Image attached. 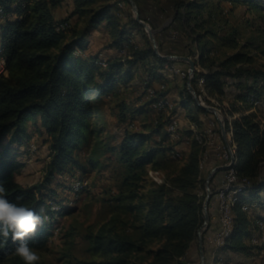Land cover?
Returning <instances> with one entry per match:
<instances>
[{
  "label": "trees",
  "instance_id": "16d2710c",
  "mask_svg": "<svg viewBox=\"0 0 264 264\" xmlns=\"http://www.w3.org/2000/svg\"><path fill=\"white\" fill-rule=\"evenodd\" d=\"M63 1L0 0V51L4 58V70L0 74V181L10 202L37 212L44 207V214L49 216L28 241L34 250L46 248L53 223L72 212L57 198V191L51 189L55 177L68 176L70 170L80 176L86 173V166L93 169L100 165L98 153L103 146L100 136L104 127L98 122L103 119L105 99L116 96L118 88L133 81L136 67L144 71L141 83L145 88L166 64L154 53L146 37L144 47H129L130 59L107 60L105 69L95 65L98 56L75 55V50L83 49L90 32L103 22L110 46L118 50L126 43L128 30L111 12L117 6L116 1L110 4L111 0H71L70 13L56 21L52 12ZM133 1L137 6L138 0ZM163 1L164 8L160 10L168 12L177 24V31L188 41L187 56L197 51L199 66L208 71L205 76L208 95L219 100L223 96L229 98L231 112L240 114L231 121V140L236 145L237 175L247 178L250 187L247 197H240L233 206V229L223 249L254 253L259 247L251 245L249 237L252 232L258 233L255 222L264 221V216L253 215V210L243 212L240 204L264 203L259 201L260 193H264V133L260 131L257 114L244 113L251 108L248 98H260L264 91V70L257 65L258 57L264 58V48L252 38L240 43L236 30L230 27L225 31L226 22L222 17L226 12L223 1L230 4V12L241 5L259 14L264 13V2ZM139 16L145 21L140 11ZM64 21L71 23L68 32L56 31V24ZM129 24L141 29L132 16ZM158 50L161 52L159 45ZM191 84L194 86V79ZM191 101L184 84L178 104L182 106ZM256 112L264 119V107L257 108ZM30 117L38 118L48 137L50 154L42 181L24 187L14 179L22 165L11 153L15 145L28 140ZM159 120L156 125L152 121L148 133H126L119 145L110 150L117 154L124 167V190L117 194L114 214L95 234L86 236L88 251L101 260L77 264H186L185 258L192 246H196L197 232L203 223L205 179L199 162L204 147L191 140L188 152L183 153V165L167 172L164 181L150 193L141 192L146 166L157 170L159 158L171 154L176 146L164 130L165 120ZM31 125L35 127L36 121ZM225 128L227 131V123ZM89 144L91 151L84 164L76 159V151ZM212 199L210 196L208 203ZM52 205L58 210L53 211ZM14 248L11 239L7 244H0V264L7 261L21 264L14 262L18 257L14 255Z\"/></svg>",
  "mask_w": 264,
  "mask_h": 264
},
{
  "label": "rangeland",
  "instance_id": "374dc122",
  "mask_svg": "<svg viewBox=\"0 0 264 264\" xmlns=\"http://www.w3.org/2000/svg\"><path fill=\"white\" fill-rule=\"evenodd\" d=\"M261 1L264 2V0ZM223 2L226 11L222 17V20L226 22V25L224 26L225 31L232 27L238 32L240 43H244L246 39L252 38L258 42L256 44H261L264 48V13L259 14L257 11L246 10L245 7L241 5L233 8L230 12V4L225 1ZM125 4L128 5L126 2ZM129 9H131L130 6ZM142 30L147 37L143 28ZM220 33L222 34V32ZM100 42L102 41L100 40ZM180 45L181 44L172 46V51L175 52L178 48H182V45ZM101 48L106 49V46L101 45ZM185 49L187 48L185 47L184 50ZM99 51L100 50L95 46L92 53L96 54ZM159 53L162 55V52L159 51ZM257 65L264 70L263 57H258ZM139 75H144V71L141 68L136 67L134 77L137 80V83H140L141 80ZM172 81L174 87L178 85L176 86L178 87L177 90H179L177 91L178 93L181 90L183 91L182 88L185 81L174 76H172ZM137 85L138 84H130L128 87L122 86L118 88L116 96L107 97L105 99V106L102 112L103 119L98 122L100 127H104V131L100 136V141H102L103 146L98 153L100 165L93 169L86 166V173L80 175L81 177L88 179L89 187L77 195H72L69 191L62 188V178L59 176L55 177L51 189L57 191V198L63 200L65 204L71 201L69 207L72 209V212L53 223L54 228L57 227L58 231L54 232L53 228L52 233L50 232L46 248L36 250L41 257L38 264H77L82 261L90 262L101 260L100 256L92 255L88 251L86 236L95 234L99 227L106 222L112 214H114L117 194L124 190V186L122 185L124 167L118 161L117 154L110 150L115 149L119 145L121 139L126 133L140 131L148 133L152 121L154 120L152 116L147 115L139 108L141 107V103L136 99V93L134 91V88ZM141 86H143L142 83ZM228 88H230L229 85L225 87L226 93L229 92ZM209 97L215 98L212 95H209ZM215 99L220 104L221 101H224L225 104H221L223 105V108L230 109V112L233 111L229 98L223 96L221 100L218 98ZM123 103L125 104V110H123ZM186 110L190 111L189 113H192L195 110V104L193 101L187 104ZM208 115L209 114H205L204 116L208 119ZM156 119H160L159 121L162 122L164 117L157 116ZM37 120V117H30L28 119L27 132H29L30 125L34 121L37 122ZM38 139L37 152L27 161L34 164L35 169H29V167L23 169L22 166L14 175L15 181L17 183L19 181V184L24 187H31L39 184L43 179L47 166L44 164V159L46 157L49 159V141L44 135H39ZM90 151V144L82 146L80 150L76 151V159L85 164V160ZM184 161L185 159H183V157L180 160H172L170 154H167L162 158H159V167H157V170H153L147 165V175L142 183L144 188L141 189V192L145 191L146 193H150L155 185L161 184L164 181L167 172L171 169H178L183 165ZM68 176L69 178H74L79 175L75 170H70ZM201 190L202 189L200 188V193ZM203 196L205 198V192ZM196 255V246H192L185 261L187 263L197 262V259L194 258ZM18 261L21 262V264H24L19 257L14 260V262ZM11 263L12 262L7 261L2 264ZM259 263L264 264L263 257Z\"/></svg>",
  "mask_w": 264,
  "mask_h": 264
},
{
  "label": "built area",
  "instance_id": "2783aa9c",
  "mask_svg": "<svg viewBox=\"0 0 264 264\" xmlns=\"http://www.w3.org/2000/svg\"><path fill=\"white\" fill-rule=\"evenodd\" d=\"M19 1V0H14ZM117 6L119 8L125 4V0H116ZM2 12L0 10V16ZM71 27V23L68 21L58 22L56 24V31L67 33ZM133 49H136V46L133 45ZM129 46L124 44L122 48L119 49V57L121 62H125L126 59H130L129 56ZM75 55H79V50H75ZM194 61V71L191 74L189 72V65L185 61L170 60L166 61L164 65L168 73L178 79L185 81L186 89L187 80H190V85L192 86V80L194 79V86H192L195 93V102L196 105L202 108H214L215 114H212L208 111H205L206 115L210 117L205 126L201 127L198 125V122L189 121L187 124L188 135L182 134L181 126L179 123L178 117L175 115L176 105L166 94L165 85L160 83L156 88L152 86H147L144 88V93L149 99V109L154 113V125L157 124L156 117L163 116L165 120L164 130L169 137V141L177 144L179 142L184 143L186 146H189L191 140H196L199 144L204 147L200 162L199 169L202 170L204 167V161L209 153L212 151L215 158L218 161V167H224L223 170L214 171L215 168L211 170L214 171L211 180L215 181V184L212 186L208 184V187H204V192L207 191L210 193V196H213V199L216 203L217 210V221L219 224L218 231L212 237V247L214 251H219L224 248L227 239L230 237V234L233 229V206L238 201L240 197H247V189L250 187V181L247 178H241L237 175L235 169L236 165V145L232 142V127L231 121L234 118H237L240 114L230 112V109H224V101H221V105L215 98H211L208 95V92L205 87V76L207 70L200 67L198 64L199 54L196 51L193 56H187ZM95 65L101 69L107 67V60L101 56L95 60ZM4 70V58L1 55L0 51V74ZM189 92V90H188ZM190 94V93H189ZM191 96V95H190ZM192 99V98H191ZM248 102L251 108L246 111L244 114H249L251 112L257 114V120L259 122V128L262 133H264V119L256 112L257 108L264 107V91L260 98L249 97ZM213 116H212V115ZM205 115V114H204ZM207 118V117H205ZM220 123H222L225 130V139L221 133ZM225 123L228 125V130L226 131ZM25 154V161H28L33 157L37 152V144L28 141L21 148ZM183 157V152L174 147V150L170 154L172 160H180ZM217 168V167H216ZM63 181V187L69 191L72 195H77L89 187V181L84 177H74L69 178V176L61 177ZM67 185H66V184ZM210 183V182H209ZM65 184V185H64ZM71 201L65 205L69 207ZM264 204V203H263ZM261 207L260 204L256 202H244L240 204V209L243 212H250L256 208ZM70 208V207H69ZM51 209L57 211V206L52 205ZM48 216V215H47ZM49 220V216H48ZM47 220V221H48ZM255 225L258 229V233L252 232L249 237V243L253 246L261 248L262 254H264V221L257 220ZM58 228H54V232H57ZM200 264V263H198Z\"/></svg>",
  "mask_w": 264,
  "mask_h": 264
},
{
  "label": "crops",
  "instance_id": "0c3cea01",
  "mask_svg": "<svg viewBox=\"0 0 264 264\" xmlns=\"http://www.w3.org/2000/svg\"><path fill=\"white\" fill-rule=\"evenodd\" d=\"M115 0H111L110 4H113ZM163 0H138L137 1V9L141 12L142 18L146 21V23H150L149 26L156 31V41L157 46L159 45L162 55H177V56H187V49L184 50L186 45L188 44V41L182 34H180L177 31V24L173 22L171 16L168 14L166 10H160V8L163 5ZM73 3L71 0H64L62 4L53 10L52 14L54 19L62 20L64 19L72 10ZM162 8V9H163ZM131 9H129V5L123 4L121 8L118 6H115L112 9V13L117 15L120 18V22L122 25L126 27L128 30L127 35V41L124 44H127L130 46H136L137 48H141L145 46V37L146 35L143 33L142 27L141 29L138 27H135L133 25L129 24ZM138 11V12H139ZM133 19V16H132ZM71 23H74V20H71ZM148 39V37H146ZM100 40L102 42H100ZM149 41V40H148ZM97 42V43H95ZM177 44H181L182 48H178L175 52L172 51V46H177ZM101 45L106 46V49L101 48ZM180 45V46H181ZM97 47L100 51L98 53H92V50H94V47ZM184 47V48H183ZM183 49V50H182ZM83 58L88 57H94V56H101L105 58L106 60H110L113 58L119 57V50L110 46V38L108 30L105 27V22L100 24L97 28H95L93 31L90 32V34L86 37L85 41L83 42V49L79 50V55ZM140 79H142L143 75H139ZM150 86L153 88L158 87L160 83H163L165 85V91L164 94H166L172 101L175 102L176 109H175V115L179 119V123L181 126L182 134L188 135L189 132L187 130L188 122L189 121H195L198 122V125L200 127H203L208 123V119L210 117L205 118L203 113H198L197 109H200L196 103L195 104V110L192 113H189L190 111L186 110L187 104L185 105H179L178 104V97L179 93L182 92V90L178 93L176 85L173 86L172 81V75L168 73V71L163 67L161 70H158L156 72V75L151 77L150 79ZM130 84H138L134 91L136 93V99L139 103H141V107H139L142 111H144L147 115L155 117L154 113L149 109V99L146 97L144 93V88L141 86V80L140 83H137V80L133 79L132 82H129L126 87ZM141 88V89H140ZM183 89V88H182ZM193 118V119H191ZM29 138L26 142L32 141L34 143L39 142V135L45 136L48 140L47 135L45 134L44 130L40 127L39 121L36 122V126L30 125L29 129ZM41 140V139H40ZM18 146L15 145L13 148V151L11 153L12 157L17 163H20L23 166V169L28 168L29 169H35L34 164L29 163L25 161V154L23 150H21L22 147H24L25 143ZM176 148L181 150L184 154H186L189 150V146H186L184 143H177ZM44 164H48V157L44 159ZM27 163V164H25ZM218 167V161L214 156V153L212 151H209L205 161H204V167L201 170V176L204 178V187H205V181L207 176L210 174L211 170L213 168ZM18 183H20L18 181ZM215 184V181L211 180V185L213 186ZM262 203L264 202V193H260V200ZM207 217L208 221L206 226L204 227V230L202 231V251L204 256V264H260L259 261H261L262 257L264 258V254H262L261 248L256 250V252H252L250 254H243L238 252H233L227 249H221L219 251H214L212 247V237L219 229V224L217 221V210H216V203L215 200L212 199L207 202ZM253 215L264 216V204L261 205V207L256 208L253 210ZM196 252L197 255L196 258L197 262L193 263H187L186 264H198L200 263V256H199V247H198V240L196 244ZM193 259V257H192Z\"/></svg>",
  "mask_w": 264,
  "mask_h": 264
},
{
  "label": "clouds",
  "instance_id": "9594fccd",
  "mask_svg": "<svg viewBox=\"0 0 264 264\" xmlns=\"http://www.w3.org/2000/svg\"><path fill=\"white\" fill-rule=\"evenodd\" d=\"M44 213V207L37 212L34 208L10 202L4 183L0 181V244H7L11 239L15 244L14 255L24 264H38L41 259L28 241L48 220Z\"/></svg>",
  "mask_w": 264,
  "mask_h": 264
},
{
  "label": "water",
  "instance_id": "95a60500",
  "mask_svg": "<svg viewBox=\"0 0 264 264\" xmlns=\"http://www.w3.org/2000/svg\"><path fill=\"white\" fill-rule=\"evenodd\" d=\"M125 2L130 6L131 8V12H132V16L133 19L144 29L145 33L147 34L148 40L151 44L152 50L154 51V53L164 59L165 61H170V60H178V61H185L188 63L189 65V72L192 74L194 71V61L187 57V56H177V55H161L158 51V46H157V41L155 38L156 35V31L153 30L148 23H146L145 21H143L142 19H140L139 16V12L138 9L136 7V4L133 0H125ZM187 87L189 90V93L191 95L192 100L195 102V93L194 90L192 88V86L190 85V80H187ZM196 103V102H195ZM205 111H208L212 114H215V109L214 108H202ZM220 127H221V133L223 138L225 139V130L224 127L222 125V123H220ZM224 167H217L215 168L214 171H218V170H223ZM213 172H210V174L207 176L206 181H205V187H208V184L212 178ZM210 198V193L207 191L206 196L204 198L203 201V205H202V214H203V223L201 225V227L198 229L197 232V240H198V247H199V256H200V264H204V256H203V251H202V230L204 229V227L207 224L208 221V217H207V202Z\"/></svg>",
  "mask_w": 264,
  "mask_h": 264
}]
</instances>
